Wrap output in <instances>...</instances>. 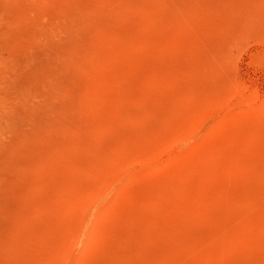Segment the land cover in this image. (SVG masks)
Listing matches in <instances>:
<instances>
[{
    "label": "rangeland",
    "instance_id": "1",
    "mask_svg": "<svg viewBox=\"0 0 264 264\" xmlns=\"http://www.w3.org/2000/svg\"><path fill=\"white\" fill-rule=\"evenodd\" d=\"M0 264H264V0H0Z\"/></svg>",
    "mask_w": 264,
    "mask_h": 264
}]
</instances>
